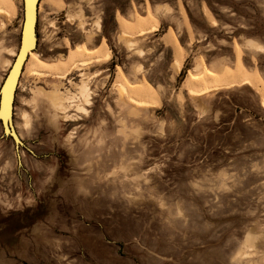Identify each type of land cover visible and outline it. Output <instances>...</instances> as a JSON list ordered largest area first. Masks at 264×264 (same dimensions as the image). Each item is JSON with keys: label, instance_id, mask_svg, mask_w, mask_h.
Returning a JSON list of instances; mask_svg holds the SVG:
<instances>
[{"label": "rangeland", "instance_id": "374dc122", "mask_svg": "<svg viewBox=\"0 0 264 264\" xmlns=\"http://www.w3.org/2000/svg\"><path fill=\"white\" fill-rule=\"evenodd\" d=\"M39 2L12 108L22 145L0 121V264H264V0ZM0 7L17 50L23 0ZM76 53L92 64L69 79L93 93L64 120L34 93L55 78L29 68L67 73Z\"/></svg>", "mask_w": 264, "mask_h": 264}, {"label": "bare ground", "instance_id": "6f19581e", "mask_svg": "<svg viewBox=\"0 0 264 264\" xmlns=\"http://www.w3.org/2000/svg\"><path fill=\"white\" fill-rule=\"evenodd\" d=\"M39 1L40 0H36V1L33 0V6H35V25H36V22H37V18L40 15V13H41V11L43 9L42 2L40 3ZM47 4H49V3H47ZM10 14H12V13H10ZM23 16H24V14H23ZM68 16L72 17V15H70L69 13H68ZM0 20L2 21L3 24H5L4 20H9L8 19V12L2 7H0ZM22 24H23V22H22ZM94 24L97 26V28H99V22L98 21H96ZM20 35H21V30H20ZM34 39H35V35L33 34L32 35L31 48L34 47L33 46V44H34L33 42L35 41ZM127 44L132 45L133 41L132 40H127ZM250 44L253 47L258 48L257 50H259V49L262 50L263 49V47L261 45L257 44L256 42L251 41ZM1 50L4 51V52H7L10 56H13L14 58H13V60L7 59V60L3 61L5 66L8 67V69H7V73H6L5 77L3 78V80H2V82L0 84V89H1L3 83H4L5 79H6L9 71L12 69L14 61H15V59L17 57V54H18L19 46H18L17 50H14V49H9V48L5 47L4 44H1ZM138 51L141 52L140 50H138ZM31 54H32V49H29V51L26 53L25 57L22 58L23 61H22L21 65H19L15 70H13L12 77H14V79H13L12 83H13V85L15 84L14 85L15 88L20 84L21 75L23 76V74H24L23 73V68H24L25 63H26V61L28 60V58H29V56ZM76 56L78 57V61L74 62L69 67L67 73H65V72H60L59 73V72H57V67L56 68H54V67L49 68V67L45 66L51 71H43L40 68L35 67V65H34L33 68H29L30 78H32L34 80H41L43 78H48V77L55 78L56 83L53 84V87H52V89L50 91H46L43 88H39L36 91H34V93H36L37 95H40V94L45 95L49 99V104L51 105V107L54 108L55 110H57L59 113L63 114L62 118L64 120H66L67 118H71L74 121H78L79 119H81V118H75V117H77L76 113L71 114V115H67L66 112L70 111L71 109H73L77 113L87 115L88 114V110L85 107V105H89L90 104V99H91V96H92V93H93L92 90L89 87V84L86 83V79L83 80L84 83H80V81H79L78 83L75 82L74 84H72L74 91H71L70 89H66L64 91H61L59 86H58L59 85L58 83H62L63 79H66V80L69 79V76L74 74V72H76V71L81 72L83 67H86L89 64H92V58H86L81 53H76ZM95 60H96V62H98L100 60V57H96ZM82 75L83 74L81 73V77H82ZM68 83L69 84L71 83L70 79L68 80ZM114 85L117 88L116 91H118V94H119L120 97H122V95H126V98H127V100L129 102H132L136 106H139V107L150 106L148 102L140 100V99L134 97L133 95H131L128 92V90L126 89V87L121 82H114ZM209 91H210V89L208 88V89L203 90V91H191V94L192 95L201 96V95H204L205 93H207ZM78 99H80V100L78 101ZM5 112H7V108L5 107V104H3L2 115L5 114ZM22 117H23V120H24V124L26 126H29L30 125V121H29L28 115L27 114H23ZM2 130H3V128H2ZM14 132L16 133L18 138L21 139V135L19 133H17L15 128H14ZM244 254H247V253H245V252H241L240 253L241 256L244 255Z\"/></svg>", "mask_w": 264, "mask_h": 264}, {"label": "water", "instance_id": "95a60500", "mask_svg": "<svg viewBox=\"0 0 264 264\" xmlns=\"http://www.w3.org/2000/svg\"><path fill=\"white\" fill-rule=\"evenodd\" d=\"M24 3V16L23 24L21 29L20 41H19V50L17 57L14 61L12 69L9 71L1 89H0V121L2 124L3 132L6 135H11L16 142V145H22L21 140L17 137L14 132L11 120H12V108L15 97V84L13 85L12 77L13 70H15L22 63V58L25 57L26 53L31 48L32 44V35H35V6H33V0H23ZM35 40V39H34ZM35 46V41L33 42ZM3 104L7 108V112L2 115Z\"/></svg>", "mask_w": 264, "mask_h": 264}, {"label": "crops", "instance_id": "0c3cea01", "mask_svg": "<svg viewBox=\"0 0 264 264\" xmlns=\"http://www.w3.org/2000/svg\"><path fill=\"white\" fill-rule=\"evenodd\" d=\"M50 8H52V7H50ZM78 17H79V22H78V24L80 25L81 28H83V26H84V21H83L82 18H81V17H82V14H81V11H80V10H79ZM67 18H68L69 20L72 19V17H69V16H68ZM0 22H1V25H0V26L3 27L5 24H3L1 20H0ZM147 33H148V32H147ZM247 43H248V42H247ZM1 44H2V43L0 42V62H1L2 58H3V57H2V52H3V51L1 50ZM262 50H263V49H262ZM262 50H259V51H262ZM142 54H143V52H142L140 55H142ZM109 61H110V60H109ZM108 63H109V62H108ZM108 63H106V64H108ZM106 64H103V65H101V66H104V65H106ZM94 66H96V65H94ZM82 74H83V73H82ZM84 76H85V75L83 74V75H82V79L80 80V83H84V81H83V80L85 79ZM144 80H146V79H144ZM146 81H147V80H146ZM74 83H75V82H72V81H71V83H70L71 86H72V88H73V85H72V84H74ZM86 83L89 84V81L86 80ZM148 83H149V82H148ZM235 86H244V85H235ZM231 87H232V86H231ZM186 91H187V90H186ZM187 93H188L189 95L193 96V97H200V96H197V95H192V94L189 93L188 91H187ZM201 96H202V95H201ZM119 98H122V97L119 96ZM148 107H150V106L143 107V108H148Z\"/></svg>", "mask_w": 264, "mask_h": 264}]
</instances>
